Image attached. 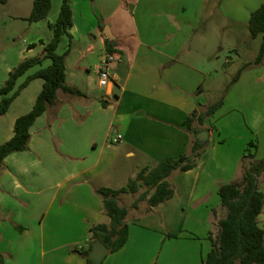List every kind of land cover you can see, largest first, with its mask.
Returning a JSON list of instances; mask_svg holds the SVG:
<instances>
[{"label":"crops","instance_id":"crops-1","mask_svg":"<svg viewBox=\"0 0 264 264\" xmlns=\"http://www.w3.org/2000/svg\"><path fill=\"white\" fill-rule=\"evenodd\" d=\"M10 1L3 5H9ZM158 1L161 2L71 0L73 27L70 36L62 38L60 46H65L58 53L66 54V85L80 93L73 95L59 90L55 103L32 126L29 149L9 155L0 167V264H87L82 254L91 245V228L110 224L98 191L123 188L130 180H136L142 169L152 170L169 158H180L190 152L194 141L198 142V134L207 131L209 136L200 146L203 154L196 167L171 175L170 181L175 186L173 198L150 212L147 209L139 217L131 216L130 211L127 243L120 250L109 252L100 263L204 264L212 249L210 236L215 238L219 222L227 216L219 188L241 180L238 172L243 166L244 174L249 160L244 156L249 152L255 159L264 157V109H254L256 102L252 94L248 96L262 80L252 76L249 67L245 68L225 95L222 107L203 124L195 120L189 129L187 118L195 111L203 114L211 106L204 101L207 91H219L222 87L221 84L204 87L202 82L208 74L178 60L188 54L183 49L186 39L193 34L188 28L192 25H184L180 32L172 31L165 40L152 36L150 29V35L141 32L139 26L148 18L143 22L134 15L135 32L130 37L123 39L114 30V24L121 26L119 12L126 7L144 13L148 5ZM170 2L161 13L170 12L169 19L175 20L178 14ZM200 2L194 18L197 22L206 6L204 9L213 15L219 8L218 15L223 14L228 24L249 30L251 14L264 0ZM61 6L62 2L58 6L57 1L56 7L52 0L48 18L34 23L29 30L38 33L40 23L45 21L50 28L55 23L51 13L57 9L60 14ZM180 10L185 9L180 6ZM5 16H9L8 12ZM14 18L27 21L28 17ZM50 32L48 42L53 37L51 28ZM107 39L116 42L113 72L122 70V75L114 73L116 82L110 88L101 87L97 75L98 65L107 55ZM257 39L251 33L246 36L244 53L255 50L259 54L262 40L254 47L250 42ZM27 40L22 47L1 56L0 87L12 70L25 59L40 56L48 43L41 37ZM230 51L237 59L242 58L241 49L233 47ZM93 54H97L94 65L97 89L85 83L84 67L80 66V60ZM234 63V59L227 62L231 66ZM247 63H242L239 69ZM51 64L47 59L28 70L13 92ZM191 71L199 77L193 85L189 83ZM43 86V79H32L8 113L0 117V145L13 138L16 120L32 110ZM232 95H238V99L230 101ZM242 111L245 115L240 116ZM217 132L221 138L218 141L214 138ZM118 136L121 141L113 143ZM251 142L255 147L249 148ZM113 144L118 147L113 148ZM120 157L121 167L116 166ZM127 161L139 165L128 171L124 165ZM115 169L117 173L112 172ZM120 176H124L126 185L110 187L109 183L120 180ZM259 187L264 194V172L259 177ZM258 221L264 229V209ZM174 233L178 236L167 237Z\"/></svg>","mask_w":264,"mask_h":264},{"label":"trees","instance_id":"trees-1","mask_svg":"<svg viewBox=\"0 0 264 264\" xmlns=\"http://www.w3.org/2000/svg\"><path fill=\"white\" fill-rule=\"evenodd\" d=\"M8 0H0L6 4ZM52 9V0H35L31 15L27 18L30 23H38L48 18ZM73 27V10L71 0H63L59 17L54 24L50 25L53 37L45 45L42 54L38 57L27 58L22 61L9 74L5 85L0 87V117L5 116L15 98L28 82L34 78L44 80V86L38 95L32 110L19 117L14 127V136L11 140L0 145V167L4 160L13 153L24 152L29 149L31 140V128L57 99L59 90L70 94L80 92L66 85V54H59L58 48L65 35L70 36L69 30ZM249 31L252 37H262L261 48L255 64H261L264 60V2L251 14ZM116 42L107 39L105 48L107 54L117 53ZM50 59L52 64L39 70L27 79L15 92L19 78L31 68L41 65ZM250 66L245 64L232 79L224 95L230 87L236 83L243 70ZM224 97L211 105L203 114L193 112L186 120V126L190 129L198 120L200 124L212 117L222 107ZM255 147L254 142L249 148ZM203 154V147L194 141L189 153L178 159L169 158L150 170L142 169L136 180H130L120 189L102 188L98 194L103 199L104 208L110 219V224H98L90 230L91 245L82 255L87 264H95L90 259V253L96 241H101L108 247L110 252L120 250L128 241L130 209L121 206L118 196L121 194H135L145 188L139 198L134 202L133 208L138 209L141 202H147L148 211L153 207L169 201L175 193V186L170 181L171 175L176 172H187L196 167L198 159ZM249 159V165L244 168V174L240 181L222 185L218 194L222 205L227 209V216L219 222V234L213 237L211 234L212 249L204 260V264H264V229L259 225V216L264 209V194L259 187V177L264 172V157L255 159L250 152L244 156ZM178 234H168L167 237H177Z\"/></svg>","mask_w":264,"mask_h":264},{"label":"rangeland","instance_id":"rangeland-1","mask_svg":"<svg viewBox=\"0 0 264 264\" xmlns=\"http://www.w3.org/2000/svg\"><path fill=\"white\" fill-rule=\"evenodd\" d=\"M34 1L35 0H11L7 6L0 3V59L1 56L4 54L6 55L7 52L22 47L24 45V41H28V37H30L31 40L35 37H41L43 41H49L51 32L46 21L40 23L41 28L39 32L36 33L29 30L30 26L34 25V23H30L28 20H16L14 18V16L29 17L33 10ZM57 1L58 6L59 3H63V0H54L56 7ZM169 2L170 0H161V2L158 1V3L155 5H148L146 8L147 10L144 11L145 14L142 12V10L137 12V10H134L131 6L126 7L124 12H119V14L122 15L120 20L121 26L116 25L113 22L115 25L114 30H117V32L120 33V37L123 39L125 37H130L132 33L135 32L134 24L132 25L134 15L136 16V19L138 18L139 21L143 22H145L144 20L148 18L145 24H141L139 26L141 32L146 31L148 35L151 30V33H153L152 36L154 35L156 37H160V39L165 38V40H167V38L172 35V31L180 32V29L184 27V25H192L188 28H190V32L193 34H191V36L186 39V46L183 49L184 52L188 51V54L179 56L178 60L183 63H188L196 69L208 74L206 79H204L202 82L204 87L208 88L210 84L214 85L215 87H217L218 84H221L222 86L219 91H207L204 101L209 105H213L221 98H225L224 93L229 83L237 75L242 63L251 62L250 66L248 67L250 68V72L253 74L252 76L255 78L259 77L262 81L258 85L255 84L254 90H252V92H248V96L252 94L251 98L254 100V102H256L253 103L255 105L253 107L254 109H264V63L262 62L263 64H255L254 59L256 58L258 52H255L254 50L251 53H244L245 50L243 49L245 48L243 40L247 35L250 36V31L247 28H237L225 22L223 14L218 15L219 8L215 10L216 15H213L208 9L205 10L204 8L206 6H204L197 22V20L194 18H196L195 15L197 14L198 8L200 6V0H177L175 2L172 1V3L170 2L178 14L175 20H170L169 16H171L172 13H161V11H164L163 9H167L166 4ZM180 6H182V8L184 7L185 10H180L179 12L178 10ZM6 12L9 14L8 17L5 16ZM58 17L59 14L57 13V9L56 11L53 10L50 18L56 22ZM180 22L183 23V26H180ZM147 26L149 28H147ZM236 29L238 30L236 31ZM261 38L262 37L259 36V39H257L256 42L251 40V47H254L257 44L260 45L262 40ZM64 46L65 45L60 46L58 50L59 53H62ZM233 47L241 49L245 56L242 54V58L237 59L235 53L230 51ZM230 59H234L235 62L232 66L227 64ZM96 62L97 54L89 56L88 59L80 60V66L84 67V73H82L83 79L85 80L86 84L94 87V89H97V77L94 74V65ZM167 64L168 63H166V65ZM114 73L122 75V70L119 68L118 70H115L113 74ZM191 74L192 76H189V83L193 85L195 83L194 81L198 80L199 77L192 71L189 75ZM241 95L242 94L240 93L239 97ZM235 96L236 95H232L230 97V101H236L238 99V95L236 97ZM229 104L233 105L231 102ZM206 109L207 108L202 110L204 111ZM234 115L237 116L238 114L235 113ZM239 115H245L244 111H242V113ZM214 138L217 141L221 139L218 132L214 133ZM112 147L116 148L118 146L117 144H113ZM121 160L122 157L119 158L116 166H122ZM124 163L128 171L133 170L139 165L138 162L136 164V161H127ZM248 165L249 160L246 162V167ZM242 168L240 167L238 172L240 175L239 178L241 179L243 177ZM112 172L117 173L118 171L115 169V171ZM120 177H122L120 180L110 182V187L119 188L125 186L126 182L124 180V176ZM144 190L145 188H142L138 193L121 194L118 196L120 205L128 207L131 211V216L137 214V217H139L146 214L148 209L147 202H141L137 210L133 208L134 202L139 198ZM218 234L219 231L216 229L214 236L217 237Z\"/></svg>","mask_w":264,"mask_h":264},{"label":"built area","instance_id":"built-area-1","mask_svg":"<svg viewBox=\"0 0 264 264\" xmlns=\"http://www.w3.org/2000/svg\"><path fill=\"white\" fill-rule=\"evenodd\" d=\"M115 61L114 55L107 54L103 57L97 68V75L101 87L110 88L115 85L116 79L113 74L112 64ZM122 137L118 136L113 139V143H119Z\"/></svg>","mask_w":264,"mask_h":264},{"label":"water","instance_id":"water-1","mask_svg":"<svg viewBox=\"0 0 264 264\" xmlns=\"http://www.w3.org/2000/svg\"><path fill=\"white\" fill-rule=\"evenodd\" d=\"M209 133L207 131L198 134V145L202 144L208 139ZM110 250L101 241H96L93 245L92 251L90 253V259L94 261L95 264H100L103 259L109 254Z\"/></svg>","mask_w":264,"mask_h":264}]
</instances>
